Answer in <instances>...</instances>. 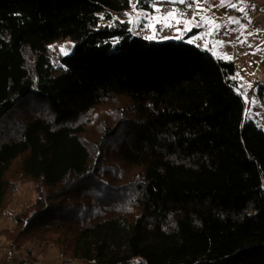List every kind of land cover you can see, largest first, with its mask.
I'll return each mask as SVG.
<instances>
[{"label":"trees","instance_id":"trees-1","mask_svg":"<svg viewBox=\"0 0 264 264\" xmlns=\"http://www.w3.org/2000/svg\"><path fill=\"white\" fill-rule=\"evenodd\" d=\"M131 9L0 0V215L19 182L38 193L1 235L64 264H264V132L234 64L136 35Z\"/></svg>","mask_w":264,"mask_h":264},{"label":"rangeland","instance_id":"rangeland-1","mask_svg":"<svg viewBox=\"0 0 264 264\" xmlns=\"http://www.w3.org/2000/svg\"><path fill=\"white\" fill-rule=\"evenodd\" d=\"M130 1L132 9L122 20H128L130 17L133 33L141 36L136 24L137 18L133 14L146 12L138 8V0ZM173 1H154L152 4L154 13L162 20L172 16L176 18L175 22H185L184 27L172 25L173 31L166 35L169 25L161 27L157 24L150 27L149 32L145 31V36L154 34L152 42L159 43L176 41L194 45L198 42L210 41L212 46L216 44L213 56L231 61L235 66L234 79L238 82L237 91L244 103V120L254 122L264 132V0H223V5L222 0H196L194 5L188 6L193 10L191 17L182 9L187 7L186 5H181L180 9V3ZM224 5H235L236 10L226 11L223 15ZM138 10L141 12L139 13ZM212 12L219 13V18ZM256 14L259 16L254 18ZM248 22L250 27L247 26ZM257 23L260 24L258 27L255 26ZM195 29L199 31L194 32ZM228 35L232 36L231 41L226 39ZM74 50L73 40H58L49 46V56L54 65H59L60 57L69 56ZM37 197L36 186L29 180L19 182L16 192L10 194V203L0 215V264H64V258L54 245L43 247L28 244L20 251H15L1 235L2 231H13L16 228L15 216L24 212Z\"/></svg>","mask_w":264,"mask_h":264},{"label":"crops","instance_id":"crops-1","mask_svg":"<svg viewBox=\"0 0 264 264\" xmlns=\"http://www.w3.org/2000/svg\"><path fill=\"white\" fill-rule=\"evenodd\" d=\"M175 1H178L177 3H180V9H181V5H186L187 8H188L189 4L194 5L195 4L194 1L196 2V0H175ZM175 1H173V2L175 3ZM214 4H216V2H214ZM233 10H236V8L224 5L222 7V14L224 15L226 11L231 12ZM191 11H192V15H193V10H191ZM194 11H196V10H194ZM140 12L141 11H139V13ZM143 12H145V11H143ZM212 13H213L214 16H217V18H219V16H218L219 13H217V12H212ZM150 14H152V15H150ZM133 15H134L135 18H137V23L136 24H137V28L141 31V34H142L141 37L145 38L148 41H152L151 39L154 37L153 36L154 34H149V35L145 36L144 32L145 31L149 32L150 27H152V26H156L157 24H160L161 27L164 26V25H166V26L169 25V29H168L169 31L166 34V35H168V34H171V32L173 31L172 30V25H179L180 27H184V24H185V22L184 23H181L180 21L179 22H175L176 18H174L172 16H170V18L165 17L164 20H162L161 18L158 17L157 14L154 13V9L153 8H152V12L150 11V13L146 12L145 14L144 13L138 14V12H137V14H133ZM257 16H259V14L254 15V18L257 17ZM128 20L130 21V17H128ZM173 22H175V24H173ZM249 25H250V23L248 22L247 26H249ZM259 25H260L259 23L255 24L256 27H258ZM198 31H199V29H195L194 30V32H198ZM138 36H140V35H138ZM227 38H232V36L228 35ZM172 39H176V38H172ZM218 40H219V38H218ZM177 41H180V40H177ZM194 45L200 47L203 50L209 51L211 54L214 53L213 49H214V46H216V44L214 46H212L210 41L209 42H206V41L198 42V43H195Z\"/></svg>","mask_w":264,"mask_h":264},{"label":"built area","instance_id":"built-area-1","mask_svg":"<svg viewBox=\"0 0 264 264\" xmlns=\"http://www.w3.org/2000/svg\"><path fill=\"white\" fill-rule=\"evenodd\" d=\"M182 9L185 10V11L187 12V15H188L189 17L192 16V11H191L190 9H188L187 7H182ZM219 39H221V38H219ZM226 39H228L229 41L232 40V38H226Z\"/></svg>","mask_w":264,"mask_h":264},{"label":"snow or ice","instance_id":"snow-or-ice-1","mask_svg":"<svg viewBox=\"0 0 264 264\" xmlns=\"http://www.w3.org/2000/svg\"><path fill=\"white\" fill-rule=\"evenodd\" d=\"M222 5H223V0H222ZM229 6H231V7H235V5H229ZM169 15H171V14H169ZM230 22H231V21H230ZM235 22L238 23V21H235Z\"/></svg>","mask_w":264,"mask_h":264}]
</instances>
